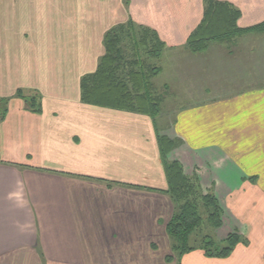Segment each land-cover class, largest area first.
Wrapping results in <instances>:
<instances>
[{
  "label": "crops",
  "instance_id": "crops-1",
  "mask_svg": "<svg viewBox=\"0 0 264 264\" xmlns=\"http://www.w3.org/2000/svg\"><path fill=\"white\" fill-rule=\"evenodd\" d=\"M129 1L0 0V264H264V34L191 56L207 0ZM216 1L241 11L242 29L264 22V0ZM131 18L166 45L159 88L197 91L164 129L159 117L82 101L108 32ZM231 89L244 91L223 92ZM171 135L181 146L175 160L189 176L198 170L228 225L229 207L238 218L259 202L247 217L249 244L227 259L196 250L166 260L176 206L158 140ZM254 164L259 182L229 203V169L236 188Z\"/></svg>",
  "mask_w": 264,
  "mask_h": 264
},
{
  "label": "trees",
  "instance_id": "trees-1",
  "mask_svg": "<svg viewBox=\"0 0 264 264\" xmlns=\"http://www.w3.org/2000/svg\"><path fill=\"white\" fill-rule=\"evenodd\" d=\"M241 11L233 5L207 0L202 23L190 35L187 48L194 53L208 49L213 42H231L250 33H264V22L247 29L238 26ZM128 35L133 44L134 57L128 60L123 49V36ZM106 55L97 71L82 80V101L97 107L132 111L150 116L155 122L162 113L163 98L154 91L153 79L161 74L156 65H146L144 53L151 60H159L166 45L155 31L137 27L133 22L116 27L106 36ZM33 99L31 107L40 112L41 106ZM159 149L168 181L166 193L171 197L176 213L166 229L172 240L171 253L166 260L173 262L196 250L204 252L208 258L227 259L240 245H248L245 239L234 233L220 246L210 237L192 245L191 238L203 225L200 207L208 214V221L215 229L223 225V207L212 190L203 193L198 177L187 176L179 161L168 162L167 157L176 147V142L166 136H159ZM174 241V242H173Z\"/></svg>",
  "mask_w": 264,
  "mask_h": 264
},
{
  "label": "rangeland",
  "instance_id": "rangeland-1",
  "mask_svg": "<svg viewBox=\"0 0 264 264\" xmlns=\"http://www.w3.org/2000/svg\"><path fill=\"white\" fill-rule=\"evenodd\" d=\"M124 3H125L126 9H129L130 1L129 0H124ZM131 22H133V19L132 18H131ZM136 26L137 27H142L141 25H136ZM146 28H148V27L146 26ZM259 34H264V33H259ZM127 36H128L127 34L123 36V41H122L123 43L122 44H123V49H124V51L126 53L127 59L130 61L134 57V50H133L134 47H133V44L132 45L130 44L129 37H127ZM215 43L226 44V46L229 45V41H227V42H213L211 44H215ZM232 43H234V42H232ZM208 49H209V47H208ZM207 50H205L204 52H201V53H194V52H191L189 50L190 51L189 54L191 56H193L194 54H202V53H205ZM143 55H144V57H143L144 60L143 61L145 62V64L147 66L148 65H151V64L152 65H156V66H160L158 64H161V61L159 62L157 60H151V58L146 53H144ZM219 60L221 61V59H219ZM190 66H193V65H190ZM156 78L153 79L154 85H155V89H154L155 93L157 95L162 94V95H160L162 98H163V95H164L163 103H164V100H165V103H166V99L168 101V104L167 103L166 104L165 103L163 104V106H162V113L159 115V122H158V125L159 126L158 127H161V128L164 129V128H166V123L168 125H169V123H170V125H173V123H174L173 116L177 114V112L179 111L180 108H183V107H191V104L190 103L191 102H197V101H199V98L197 97V95L192 96V94H195L197 92L195 90H193V91L192 90H189V91L186 90L185 91L183 89H178L177 82L174 83V87L172 86L173 88L168 89V90H165V89L162 90L159 87L164 83V81L166 79L164 77H162V76H159L157 79ZM175 80H177V78ZM250 84L251 85H253V84H260V81L259 80L258 81L251 80L250 81ZM228 91H231V92H233V94H235V93H240L241 91H244V90H242V89L223 90V92H228ZM167 93L170 96H169V98H166L165 99V96H166ZM204 97L207 98V99L209 98V97H206V96H202L201 99L204 100L205 99ZM182 103H184L183 106H181ZM170 134H172V133L170 132ZM166 137H168L169 139L174 140L176 142V147L173 149V151L167 157V161L168 162L177 161L175 159L178 158V155L180 154V152L178 153V151L177 152H175V151L177 149H180V147H181L180 146V141H179V139H177V137H174L173 135H171L170 137L169 136H166ZM229 164H231L230 161H229ZM258 165L259 164H254V167H250V168H252L251 171L249 170V174H251V175L246 176L247 178H244V181L243 182L241 180V183H239L236 188H234V186H235L234 185V182H235V180L237 181V176L235 174L236 171L234 169L233 170L232 169H229V181L231 182V186H232L231 187L229 185V188H233L232 190L229 191V198H230L229 203L231 201H233V202L235 201L236 202L237 197L234 196V194H236L237 192H243V191L246 192L247 189L244 190L243 188H248V186H249L248 183H250V184H252V185L255 186L259 182L260 179H259L257 173H259L261 171H259V167H257ZM235 166H237V165L235 164ZM197 171L198 170H194L193 171V175H192L193 177H199ZM242 171L245 174L247 173L246 170L243 169V168H242ZM184 172H185V174L187 176H189L187 174L185 168H184ZM192 176H190V177H192ZM232 182H233V184H232ZM199 184H200V187H201L203 193H205L206 190L202 186L201 182ZM252 190H256V189H252ZM212 191L214 192L213 189H212ZM258 205H259V202L251 201V203L248 204L249 210L246 212V214L244 215V217H238V218L235 217V215H233V211L229 207V225H228V222H227V217L225 215V208H223V211H224L223 222H224V225H225V223H226V225L225 226L223 225L220 229H215V228H213L210 225V223L208 221L207 211H206V209L204 207L201 206L200 207V214H201V216L203 218V225H202L201 230L197 231L192 236V238H191L192 245H196L197 242H201V240L204 237H210L215 242H217L220 246H224V243L223 242L225 241V239L229 235L234 234V233L238 234L240 237H242L243 239H245L246 242L249 244L248 236H249V233H250L251 225H250L249 222H247L248 221L247 217H249V215L251 217L258 216V215H256L257 214L256 211L259 208Z\"/></svg>",
  "mask_w": 264,
  "mask_h": 264
}]
</instances>
